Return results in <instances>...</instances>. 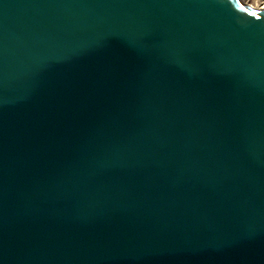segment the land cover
I'll return each instance as SVG.
<instances>
[{
    "label": "water",
    "instance_id": "95a60500",
    "mask_svg": "<svg viewBox=\"0 0 264 264\" xmlns=\"http://www.w3.org/2000/svg\"><path fill=\"white\" fill-rule=\"evenodd\" d=\"M0 264H264V6L0 0Z\"/></svg>",
    "mask_w": 264,
    "mask_h": 264
},
{
    "label": "bare ground",
    "instance_id": "6f19581e",
    "mask_svg": "<svg viewBox=\"0 0 264 264\" xmlns=\"http://www.w3.org/2000/svg\"><path fill=\"white\" fill-rule=\"evenodd\" d=\"M245 2H248V4L254 6V7H263L264 6V0H244Z\"/></svg>",
    "mask_w": 264,
    "mask_h": 264
},
{
    "label": "snow or ice",
    "instance_id": "6c2138e0",
    "mask_svg": "<svg viewBox=\"0 0 264 264\" xmlns=\"http://www.w3.org/2000/svg\"><path fill=\"white\" fill-rule=\"evenodd\" d=\"M252 15H254V16H255V15H256V13H252Z\"/></svg>",
    "mask_w": 264,
    "mask_h": 264
},
{
    "label": "rangeland",
    "instance_id": "374dc122",
    "mask_svg": "<svg viewBox=\"0 0 264 264\" xmlns=\"http://www.w3.org/2000/svg\"><path fill=\"white\" fill-rule=\"evenodd\" d=\"M244 1V0H243ZM259 1H261V0H259ZM245 2V1H244ZM246 3H248V2H246Z\"/></svg>",
    "mask_w": 264,
    "mask_h": 264
}]
</instances>
